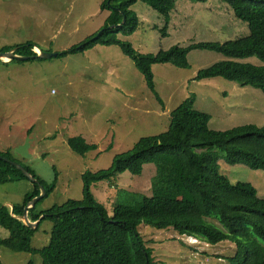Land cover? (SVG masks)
<instances>
[{"label":"rangeland","instance_id":"obj_1","mask_svg":"<svg viewBox=\"0 0 264 264\" xmlns=\"http://www.w3.org/2000/svg\"><path fill=\"white\" fill-rule=\"evenodd\" d=\"M104 1L0 0L1 6L10 2L19 6L15 17L20 25L14 37L6 34L0 38V46L12 38L18 48L34 44L51 53L79 46L104 26L110 14L101 9ZM212 4L215 7L208 9ZM130 10L138 15L140 27L133 35L119 38L144 54L175 45L224 42L249 34L248 25L219 0H179L171 12L166 37L162 36L166 23L160 13L142 1L131 5ZM225 59L216 52L193 50L188 55L189 69L153 65L156 92L163 104L150 92L134 61L118 46L97 45L79 55L22 63L0 60V153L9 151L10 162L31 169L33 173L29 172L39 181L33 182L25 175L29 181L0 184V205L12 208L21 204L32 191V183L44 186L40 179L56 184V190L38 203L40 211L69 200H82L84 172L106 169L116 155L133 149L142 138L166 132L171 113L187 98L194 99L195 109L211 114L212 129L246 123L264 126L261 91L242 88L219 77L195 81L199 70ZM237 61L262 65L258 57ZM78 135L97 147L84 155L74 151L69 139ZM218 163L231 183H252L264 198L263 169L229 164L221 156ZM155 174L156 165L151 162L141 175L125 171L94 184L92 193L112 216L115 197L122 190L152 195ZM53 228L52 221H44L32 246L42 249L49 245ZM140 232L157 264H228L225 258L236 250L231 242L209 247L194 244V239L180 237L173 229L143 225ZM8 237L9 232L0 226V242ZM0 264H44V259L40 254L11 251L0 243Z\"/></svg>","mask_w":264,"mask_h":264},{"label":"trees","instance_id":"obj_2","mask_svg":"<svg viewBox=\"0 0 264 264\" xmlns=\"http://www.w3.org/2000/svg\"><path fill=\"white\" fill-rule=\"evenodd\" d=\"M139 1L164 17L162 36L166 37L171 12L179 0H105L101 9L110 14L102 29L59 57L83 54L97 45L118 46L134 61L150 92L163 104L156 92L153 65L189 69L191 51H212L226 59L199 70L195 81L219 77L264 94V0H219L248 25L249 35L224 42L175 45L150 54L138 52L133 44L119 38L138 31L139 17L130 7ZM124 17L126 23L120 26ZM36 47H17L16 54L36 57ZM8 51L11 48L1 50ZM253 57H258L262 65L237 61ZM36 60L43 59L28 61ZM194 103L193 98H187L171 113L166 132L142 138L133 149L116 155L106 169L84 172L82 200H69L44 211L38 209L40 203L29 209L31 222L41 220L37 229L20 220L25 206L41 194L40 185L31 182L33 189L21 204L12 208L0 205V226L9 232V237L0 243L14 252L40 254L44 264H157L140 232L145 225L157 230L173 229L180 237H192L210 246L231 242L236 250L225 258L228 264H264V198L252 183H231L218 163L221 156L229 164L264 170V126L246 123L215 130L209 126L211 114L195 109ZM69 144L82 155L97 147L81 135L71 137ZM0 155L12 159L9 151ZM151 162L156 165L152 195L122 190L116 195L109 216L93 195L92 186L125 171L141 175ZM18 180L29 181L10 161L0 158V184ZM40 181L47 189V197L56 190V184ZM46 220L54 223L51 242L36 249L32 239Z\"/></svg>","mask_w":264,"mask_h":264},{"label":"water","instance_id":"obj_3","mask_svg":"<svg viewBox=\"0 0 264 264\" xmlns=\"http://www.w3.org/2000/svg\"><path fill=\"white\" fill-rule=\"evenodd\" d=\"M126 23V17H124L123 22L120 26L124 25ZM38 49L40 50L37 51L36 49H34V52H36L38 55L36 57H29V56H21L16 54L17 48L12 49L11 51L8 52H1L0 53V60L8 62V61H12V60H19V61H26L29 60L31 58H39V59H51L53 57H58L60 55V53H51V52H45L42 51L39 47ZM0 158H3L6 161H10V159H8L7 157L1 156ZM13 165H15L18 169H20L24 175H27L29 177V179L33 182H36L39 184V181L36 179V177H34V175H32L27 169H25L24 167H22L20 164H18L17 162H13L11 161ZM42 195H40L37 198H34L32 201H30L28 203L27 206H25L24 211H23V215L20 218V220L24 223V225L32 228V229H37L40 225V221L38 222H31L28 218V212L29 209H32L34 207L37 206V204L44 198L47 196V189L42 186Z\"/></svg>","mask_w":264,"mask_h":264},{"label":"crops","instance_id":"obj_4","mask_svg":"<svg viewBox=\"0 0 264 264\" xmlns=\"http://www.w3.org/2000/svg\"><path fill=\"white\" fill-rule=\"evenodd\" d=\"M186 5H188V4H186ZM210 6L215 7V5L212 4V5L207 6V8L210 9ZM216 8L219 10L220 9L222 10V8L219 4H216ZM16 9L19 10V6L16 4H12V2L8 3L7 5H2V6H1V2H0V18H1L0 38L5 36L6 34H9V35L14 37L15 34H17L19 32V29H20L19 21L15 17V10ZM242 29H244V26ZM7 40H11V41H8L7 43H5L6 41H3L4 42L3 45L0 46V53H1V50L3 48H11V50L17 48V45L15 44V41L13 40V38L7 39ZM34 49L39 51L38 47H36ZM207 81H209V79H207ZM256 189L258 190L259 195L263 198L260 190L257 187H256ZM217 245H219V244H217Z\"/></svg>","mask_w":264,"mask_h":264},{"label":"built area","instance_id":"obj_5","mask_svg":"<svg viewBox=\"0 0 264 264\" xmlns=\"http://www.w3.org/2000/svg\"><path fill=\"white\" fill-rule=\"evenodd\" d=\"M187 238L194 239V240H195L194 244H197V243H198L199 245H200V244H204V245H206V246H208V247L210 246L209 244L203 243V242H201V241H199V240H197V239H195V238H192V237H187Z\"/></svg>","mask_w":264,"mask_h":264},{"label":"bare ground","instance_id":"obj_6","mask_svg":"<svg viewBox=\"0 0 264 264\" xmlns=\"http://www.w3.org/2000/svg\"><path fill=\"white\" fill-rule=\"evenodd\" d=\"M39 52H40V50H39Z\"/></svg>","mask_w":264,"mask_h":264}]
</instances>
